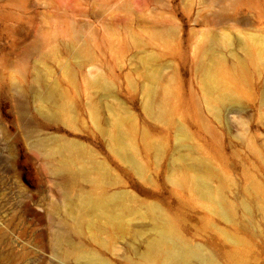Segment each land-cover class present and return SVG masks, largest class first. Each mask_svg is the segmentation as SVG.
<instances>
[{
    "label": "rangeland",
    "instance_id": "374dc122",
    "mask_svg": "<svg viewBox=\"0 0 264 264\" xmlns=\"http://www.w3.org/2000/svg\"><path fill=\"white\" fill-rule=\"evenodd\" d=\"M165 220L264 264V0H0V264H148Z\"/></svg>",
    "mask_w": 264,
    "mask_h": 264
},
{
    "label": "bare ground",
    "instance_id": "6f19581e",
    "mask_svg": "<svg viewBox=\"0 0 264 264\" xmlns=\"http://www.w3.org/2000/svg\"><path fill=\"white\" fill-rule=\"evenodd\" d=\"M210 81L214 82L213 75L210 76ZM86 201L92 207H105L109 203L114 202L94 201L89 197H87ZM159 235L160 238L151 246V254H148L149 256L146 258L148 264H160V262L165 264H190V260L192 259L201 262L208 260V257L201 252V249H189L179 242L175 228L170 221L165 220ZM56 237L57 240H62L64 232H58ZM93 261L96 264H104L97 258H93Z\"/></svg>",
    "mask_w": 264,
    "mask_h": 264
}]
</instances>
